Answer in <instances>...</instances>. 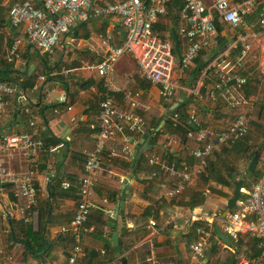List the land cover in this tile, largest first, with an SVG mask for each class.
I'll use <instances>...</instances> for the list:
<instances>
[{
    "label": "crops",
    "instance_id": "obj_1",
    "mask_svg": "<svg viewBox=\"0 0 264 264\" xmlns=\"http://www.w3.org/2000/svg\"><path fill=\"white\" fill-rule=\"evenodd\" d=\"M9 4L6 0H0V16L4 11L7 23ZM175 19L176 22H173ZM178 20L177 8L170 3L167 15L159 18L154 25V33L174 43L173 32L177 31ZM247 20L251 24L250 32L259 34L258 25L252 23L256 20L255 17ZM106 33L112 34V44L115 46L120 45L125 37V30L118 20L102 17L69 29L61 35L59 44L50 54H43L27 39L22 26L0 25V80L4 79L7 83L16 85L25 97L23 105L16 104L15 97L9 98L8 112L0 117V138L29 130L28 116L24 112L25 107H28L32 113L38 115L36 124L41 139L45 143L49 137L57 141V145H51L56 147L55 151L45 149L39 152L33 164H30L22 153L17 152L11 159H4V165L16 173L32 166L34 181L40 190L38 206L49 197L51 188L55 197L49 199L50 224L46 227L42 242L45 251L36 252L37 248L33 245L35 253H30L27 250L28 245L21 240L25 237V227L18 224L22 217L12 206L14 199L10 187L0 188L2 264H8V255L18 264H58L67 257L72 243L67 240L69 234L60 233V228L68 224L73 217L79 182L84 175L83 164L86 155L94 149L97 137V130L92 129L91 125L96 122L99 102L106 94H111L114 101L123 106L124 91L138 92L141 104L138 113L148 129H162L165 124L164 116L172 112L176 104L179 106L186 102L188 106L195 108L202 125L216 133L227 127L237 115L246 117L253 113L256 109L255 103L264 99V56L261 52L264 35H258L251 40V51L243 61L240 71L247 81L253 82L256 94L247 95L246 89H242L241 93L231 90L233 99L243 98L245 101L244 104L238 102L232 109L221 95H217L216 102L205 97L213 80L206 69L195 73V60L184 71L175 65L172 79L177 89L174 97L168 102H162L157 87L143 79L136 60L131 55H125L117 62L114 86L119 91L111 92L104 86V80L95 73L80 69L81 62L102 60L104 49L100 47V36ZM237 35L236 29L221 25L212 46L201 52L197 59L202 58L204 52H210L219 46L221 48L218 52H223L228 60L236 61L241 48ZM16 39L20 40L22 60L19 65L14 66L7 61L6 54ZM183 44L185 45L178 39L179 55ZM207 57H204V60ZM62 68L68 69L69 73L55 78L45 74V69L57 71ZM11 72L17 75L34 73L38 76L36 82L40 77H45V80L40 82L38 88L24 90L19 84L23 80L22 77ZM50 89L55 90L56 97L49 104H45V94ZM195 90H199L203 95L201 99L194 96ZM58 95H64L65 101L59 102ZM143 107L148 110L145 111ZM15 109L20 111L18 119L13 118ZM143 136H146L144 141ZM135 141L136 144L126 152L122 151L119 138L109 141L106 145L98 181L90 197L97 208L90 213L85 224L88 231L81 237L84 257L79 259L77 264H122L124 260L127 264H231L236 258L233 254L237 255L245 250L249 254L253 253L252 239L249 238L244 224L240 226L241 232L237 241H231L232 246L217 240L214 231L216 223H220L222 230L220 218L226 209L227 201L232 197L234 183L243 175L246 176L241 199L248 197L252 189L254 181L247 176V168L252 160H248L247 150L251 147L249 144L238 145L235 149L232 148V151L223 150L219 145L215 146L217 156L216 153L211 155L209 167L215 164L214 171L219 174L223 183L217 180L216 174H210L207 180L206 176L203 179L197 178L194 185L189 186L177 198L158 200V196L164 193L162 184H166L168 188L173 184L158 166L150 165V155L155 154L165 162L167 157L171 156L176 166L179 163L190 170L195 165L190 151L197 148V144L187 139L182 141L180 134L171 131L158 136L152 147L148 143L146 132H140ZM137 144H140L139 150L142 151L135 155L136 159L134 152ZM255 152L259 153L256 168L262 172L264 144ZM124 182H127L128 190L122 191ZM64 183L70 185L66 190L62 186ZM206 191L209 193L206 194ZM125 193L126 197L123 199L122 195ZM120 202H124L123 213L114 217ZM7 214L11 216L10 221L7 220ZM11 221L14 222L13 225ZM123 223L126 224L125 227ZM195 223H203L205 228H209L216 241L215 251L210 253L208 250L202 259H194L190 250V244L197 241L193 230ZM31 228L32 232L37 230V217L35 222L31 223ZM13 230L20 239L14 238ZM113 234H117L118 250L114 249ZM29 239L32 240L31 237ZM236 244L239 247L237 251ZM50 246L51 249L45 254Z\"/></svg>",
    "mask_w": 264,
    "mask_h": 264
},
{
    "label": "built area",
    "instance_id": "obj_2",
    "mask_svg": "<svg viewBox=\"0 0 264 264\" xmlns=\"http://www.w3.org/2000/svg\"><path fill=\"white\" fill-rule=\"evenodd\" d=\"M8 18L12 27L22 26L27 39L43 54H50L59 44L60 37L78 24L102 17H113L119 21L125 30V37L118 46L112 44V34L100 36V47L104 49V56L99 62H81L80 69L95 73L104 80V86L111 92L119 91L114 86L116 64L125 55L135 58L138 70L147 82L155 85L162 102L170 101L176 93V85L172 79L175 65L184 71L201 52L207 50L217 36V23L228 25L238 31V42L241 44L239 57L236 61L228 60L223 52L212 54V59L205 68L212 77V84L205 97L212 102L221 95L233 109L238 102L244 100L233 99L230 91L241 93L247 79L240 71L243 61L251 51V40L258 35H264V0H6ZM179 2L177 21V37L185 43L179 56L174 54V43L166 37L157 36L153 27L159 18L167 15L170 3ZM234 17V18H233ZM255 17L259 34L250 32L251 24L248 18ZM231 18V19H230ZM264 56V45L261 46ZM6 59L17 66L21 63L22 55L20 40L16 39L9 47ZM68 69L62 68L50 71L49 76L67 75ZM45 77H40L34 88H38ZM201 99L199 90L193 92ZM124 105L114 101L111 94H106L99 102V112L96 122L91 125L97 130L95 146L85 158L84 175L78 187V199L71 221L60 228V233H68L72 239V246L67 257L58 264H77L84 257L82 248V234L88 230L85 224L90 213L97 207L90 197L98 181L101 170L102 155L109 141L121 139L122 151L126 152L136 144L135 137L144 132V119L138 113L141 107L140 94L133 91L122 93ZM15 97L16 104L23 105L25 97L20 89L13 84L0 81V117L8 112L9 98ZM56 97L54 89H50L44 98L49 104ZM59 102L65 101L64 95H58ZM242 100V101H241ZM145 111L148 108H144ZM28 116L27 132L4 135L0 138V188L10 187L14 199L12 206L18 211L25 223H34L37 217L36 207L40 194L35 184V173L30 165L23 172H14L4 165V159H11L14 154L22 153L26 160L33 164L39 152L43 150L55 151L56 147L47 145L40 136L37 127L38 115L32 113L28 107L24 109ZM187 122L193 130L187 134V140L195 142L197 148L190 151L195 165L189 170L185 165L177 167L168 164L159 156L152 154L148 158L150 165H155L169 176L170 188L162 184L164 193L161 199H175L189 186L194 185L206 168V161L216 145L234 144L248 133L245 115H237L223 130L216 133L209 127H204L193 106H188ZM160 129H150L154 134ZM123 180H121L122 182ZM63 189L70 187L63 184ZM206 194L209 191L205 192ZM223 233L233 242L237 241L240 226L245 225L249 238L257 242L260 250L258 256H251L248 251L236 255L235 264H264V167L260 177L252 185L248 197L237 201L232 213L226 218H220ZM198 240L190 244L194 259H202L211 247L212 233L209 228L200 227L196 230ZM2 254V251H0ZM8 264H18L6 256ZM2 264V263H0ZM47 264V263H39Z\"/></svg>",
    "mask_w": 264,
    "mask_h": 264
},
{
    "label": "trees",
    "instance_id": "obj_3",
    "mask_svg": "<svg viewBox=\"0 0 264 264\" xmlns=\"http://www.w3.org/2000/svg\"><path fill=\"white\" fill-rule=\"evenodd\" d=\"M173 4H174V7L177 8V11L179 14V10L182 7V4H180L179 2H174ZM7 12H8V8H7ZM176 17H174V18H176ZM7 21H8V23L6 22V18L4 16V11H2L1 16H0L1 27L8 25V24L10 25L8 17H7ZM173 22H176V19L173 20ZM220 26H221V24L217 23V30L218 31L220 30ZM153 32H155V31L153 30ZM157 36H159V35H157ZM219 48H221V47L218 46V47H215L214 49H212L210 52H207V53L204 52V55H202L203 56L202 58H198V59L196 58L195 59V61H196L195 73H199L200 71H202L203 69H205L207 67V65L209 64V62L213 58L212 54L215 51L219 50ZM174 54H175V52H174ZM206 56H208L209 58L207 61L204 62L203 60H204V57H206ZM50 71L51 70L45 69V74L49 76ZM11 73L16 74L15 72H11ZM17 76L22 77L23 80H22V82H19V84H20L21 88L24 90L32 89L36 83V79L38 78V76L34 73L31 75H28L26 73H24V74L22 73V74L17 75ZM0 81L7 82L4 79H1ZM243 89H246V91L248 92L247 95H250L252 93L256 94V92L253 90V89H255V86L253 85L252 81H247L246 84L243 86ZM187 108H188V103L182 102L179 106H177L175 109H173L172 112L167 113L164 116V120H165L164 126L162 127V129L156 131L154 134L149 133L150 129H148L147 127L144 126V132H146V134H147L148 143L151 147L155 145L156 138L164 132L171 131L174 133H178V134H180L182 141L187 139V134L193 130V127L190 124H188V122H187V114H186ZM41 109H42V107H41ZM15 111H17V109H15ZM250 115L251 116L253 115L252 119L250 118L251 117ZM250 115L246 116L248 133L244 138L238 140L234 144L219 145V147L220 148L222 147L223 150L232 151L238 145H243L244 143L249 144L252 148L251 147H249V149L247 148L248 149L247 152L249 151L248 160H251L254 156L255 151L260 149V147L264 144V99L257 104V108ZM154 129H156V128H154ZM46 144L55 146V145H57V141L54 140L52 137H49V138H47ZM215 153L217 156V151L214 148L211 155L215 154ZM211 155H210V157H208V159L206 161V168H205L203 174L201 175V178L203 179V177L206 176L205 179L207 180V179H209L210 174H216L217 180L220 181L221 183H223V180L220 178L219 174L217 172L215 173V171H214L215 164H212V167H209ZM173 159L174 158L169 156V157H167L166 161L168 164H171V163H173ZM179 166H180V164L178 163L177 167H179ZM260 175H261V172L258 170V168H256L253 173H247V176L249 178H252L254 182L260 177ZM61 196H66V195L61 194ZM54 197H55V192H53V190L51 188L50 192H49V197L45 198V200L42 203H40L39 206L37 205V207H36L37 230L35 232H32L31 223H24L23 219L21 221H18L19 222L18 224H21L25 227V229H24L25 230V233H24L25 237L21 240H22V242H24L28 245L27 250L30 253H35L33 251L34 246L37 248L36 252L45 251V245H43L42 242L44 239L43 235H44V232L46 230V227L50 224L49 199L52 200ZM231 213H232V211H231ZM11 223L13 225L14 222L11 221ZM200 227H204L203 223H195L193 225L194 232L196 233L197 228H200ZM13 233H14L15 239H20L19 237H17V233L15 232V230H13ZM29 237H31L32 240H30ZM198 238H199V236L196 233V239L198 240ZM67 240H69V242L72 243L71 237H68ZM211 242H212V244H211V247H210L208 252L213 253L215 251V244L214 243L216 242L214 237H212ZM238 248L239 247L236 244V251ZM50 249H51V246L46 250L45 254ZM251 250L253 251V253H251L252 257L259 255L260 250L257 248V242L254 240H252ZM235 253H237V252H235ZM233 255H234V257H236V254H233ZM235 261L236 260H234V262ZM234 262L231 264H235ZM42 263H44V262H42Z\"/></svg>",
    "mask_w": 264,
    "mask_h": 264
},
{
    "label": "water",
    "instance_id": "obj_4",
    "mask_svg": "<svg viewBox=\"0 0 264 264\" xmlns=\"http://www.w3.org/2000/svg\"><path fill=\"white\" fill-rule=\"evenodd\" d=\"M173 38H174V50H175L176 54L179 55L178 37H177V34L175 32H173ZM213 55H214V53H213ZM207 60H208V57L204 61H207ZM177 106L178 105L176 104L175 107H177ZM19 115H20V111H16V113L13 115V118L14 119H18ZM145 137L146 136H143V141H144ZM139 147H140V144H137L136 145L135 152H134V157L136 159H137V156H135V155L136 154L139 155L141 153V151H142V149L139 150ZM258 160H259V153L258 152H255L252 160L250 161V163L248 165V168H247L248 173H253L254 172V170L256 168V165L258 163ZM245 179H246V176L243 175L238 181H236L234 183V186L235 187H234V190H233V193H232V197L226 203V209L222 213V216H221L222 218L228 217L229 214H230V212L233 211V209L235 208V205H236L237 201H239L241 199L243 182L245 181ZM126 185H127V182H124L123 185H122V188H121L122 191L128 190V188H126ZM125 197H126V193L122 195V198L123 199ZM123 207H124V202H120L118 204V207L115 210L114 217H116L118 214H122L123 213V210H122ZM7 220L8 221L11 220L10 214H7ZM125 225L126 224L123 223V226L124 227H125ZM214 231H215V237H216L217 240H220V241H222L223 243H225V244H227L229 246H232L233 245V243L231 242V240L226 235L223 234V232L221 230V227H220V223H216L215 224ZM112 240H113L114 249L115 250H118V247H117V244H118L117 243V234H113L112 235ZM122 264H127V262L124 260L122 262Z\"/></svg>",
    "mask_w": 264,
    "mask_h": 264
},
{
    "label": "rangeland",
    "instance_id": "obj_5",
    "mask_svg": "<svg viewBox=\"0 0 264 264\" xmlns=\"http://www.w3.org/2000/svg\"><path fill=\"white\" fill-rule=\"evenodd\" d=\"M258 104V103H257ZM257 104L255 103V108H257ZM255 111V110H254ZM251 116V115H250ZM251 119L253 118V115L250 117Z\"/></svg>",
    "mask_w": 264,
    "mask_h": 264
},
{
    "label": "clouds",
    "instance_id": "obj_6",
    "mask_svg": "<svg viewBox=\"0 0 264 264\" xmlns=\"http://www.w3.org/2000/svg\"><path fill=\"white\" fill-rule=\"evenodd\" d=\"M234 18V17H233ZM231 19V18H230Z\"/></svg>",
    "mask_w": 264,
    "mask_h": 264
}]
</instances>
